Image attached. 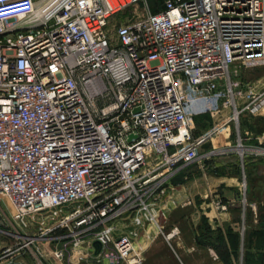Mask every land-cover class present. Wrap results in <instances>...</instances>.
<instances>
[{"label": "built area", "instance_id": "2783aa9c", "mask_svg": "<svg viewBox=\"0 0 264 264\" xmlns=\"http://www.w3.org/2000/svg\"><path fill=\"white\" fill-rule=\"evenodd\" d=\"M141 1L0 0V197L18 228L73 243L59 260L144 264L139 231L121 224L154 222L203 146L232 150L235 133L244 167L249 150L264 155V135L245 144L241 126L264 115L263 78L242 77L264 65V0H165L110 28ZM201 112L219 119L196 135Z\"/></svg>", "mask_w": 264, "mask_h": 264}, {"label": "rangeland", "instance_id": "374dc122", "mask_svg": "<svg viewBox=\"0 0 264 264\" xmlns=\"http://www.w3.org/2000/svg\"><path fill=\"white\" fill-rule=\"evenodd\" d=\"M163 2L164 0H143L134 3L111 18L110 28L114 29L119 22L144 16L150 11L158 10L162 7ZM242 75L245 80H257L259 78H263L264 80V65L245 69ZM241 126L244 138L243 142L245 144H256L254 137L264 135V115L245 113L241 115ZM233 131L236 132L234 128ZM231 139L230 143L233 149L228 150L219 147L222 149H218L216 154L219 157H224L225 160H232L233 157L235 160L239 157L242 160V148L238 147L237 135L234 133ZM232 151L235 152L232 153ZM250 151L245 156V167L242 162V167L237 168L235 171L231 169L232 173H237H231L232 175L230 176L237 177L235 180H237L238 189L233 190L231 186L229 192L232 203L229 205V214L226 216L227 220L224 223L226 231L229 234V245L223 248V253H219L225 260L224 264H240L241 259L244 264H264V155H257ZM197 164L202 166L203 162L199 160ZM196 165L193 166L194 168L188 169L187 172L178 173L173 178V181H190V171L196 173L193 177L202 175L205 180H209V172L206 177V174L203 173L204 169L202 167L197 168ZM197 171L201 172L198 173ZM185 175H188V177ZM229 181L232 182L231 179ZM235 193L238 196L236 195L233 198ZM206 198L193 201L192 207L195 203H199L201 206L204 205V207L200 208L201 213L198 212L196 215L191 216V221L202 220L204 222L203 228L208 231L209 196ZM233 199L235 200L233 201ZM188 205L190 204L188 203ZM192 207L190 206L188 210H191ZM168 217H170V221L174 224L183 223L187 219V212L184 210L175 211ZM26 231L28 232V230ZM26 231L20 229V227L18 228L17 224L14 223L11 205L7 199L0 197V252L3 254V250H5V253H7L3 260H0V263L8 260V264H63V260L55 257V248L64 247L67 244L70 246L73 244L72 242L67 243L65 238L55 242L39 239L38 242L35 241V238H38V236L28 238V235L25 236L24 234ZM12 239L16 240V243H13ZM37 246H39V250L36 248ZM17 247H21L20 249L23 252L22 256L18 258L14 255ZM8 248H12V250L8 251ZM24 250H27V252L24 253ZM29 253L31 258H25V254L29 255ZM79 254L80 251L75 252L72 264H81L78 260L80 259L78 258ZM99 264H102V262H99Z\"/></svg>", "mask_w": 264, "mask_h": 264}, {"label": "crops", "instance_id": "0c3cea01", "mask_svg": "<svg viewBox=\"0 0 264 264\" xmlns=\"http://www.w3.org/2000/svg\"><path fill=\"white\" fill-rule=\"evenodd\" d=\"M229 114L230 109H226L222 115L227 116ZM218 119L219 118L212 116L209 112L195 114V134L199 135L206 132L217 122ZM226 144L227 140L224 138L206 144L204 148L201 149L202 158L200 159V162H203V165H196L199 161L198 160L179 172H187L188 169H192L194 168L193 166L196 165L197 168L202 167V169H204L203 173L206 174V177L209 172V180H205L202 175L193 177L196 173L192 171H190V181L177 182L173 181V179L171 180L168 193L158 209L156 220L154 222H146L139 227L133 223L132 216L123 220L121 224L122 231L133 229L139 231L136 238L137 242L144 250V264H224L225 260L219 253H223V248H226L229 245V234L224 226L229 211L219 210L217 202L221 200L225 203H232L231 195L229 193L230 187L232 186L233 190H237L238 188L237 180H235L237 177L234 178L230 176L237 173H232L231 169L235 171L237 168L242 167V160L239 156L236 160L234 157L232 160H225L224 157H219L216 153L212 154L210 158L209 156L207 157L206 154L209 150L222 149ZM197 172L199 173L201 171ZM185 176L188 177V175ZM230 179L232 182L229 181ZM236 195L237 194L235 193L233 198ZM208 196L209 229L207 231L203 228L204 222L202 220L198 219V221L196 220L195 222L191 221V216L196 215L198 212L201 213L202 211H200V208L204 207V205L201 206L199 203H195L192 207L193 201L202 200V198L207 199L206 197ZM234 200L235 199H233V201ZM187 202L190 205H188ZM190 206L192 209L188 210ZM183 210L187 212V219L184 220L183 223H172L168 216L175 211ZM175 227L179 229V233L175 234L169 240L166 237V233L171 232ZM39 231L38 228H35L28 230V232L26 231L25 233L38 236V238H35V241L38 242L39 239H47L48 242L59 240L53 237L58 232H48L43 236ZM48 236L50 238H46ZM13 243H16V240H13ZM20 248L21 247H17L14 251V255H16L17 258L21 257L23 253ZM36 248L39 250V246ZM24 251V253L27 252V250ZM25 255L26 256L23 255L25 258H31L30 253L29 255ZM79 255L78 258H80ZM74 256L75 253L73 254L70 249L63 264H72ZM80 259L78 260L81 264H99V262H102V264H108L104 259L97 258L92 254ZM0 264H8V260Z\"/></svg>", "mask_w": 264, "mask_h": 264}, {"label": "water", "instance_id": "95a60500", "mask_svg": "<svg viewBox=\"0 0 264 264\" xmlns=\"http://www.w3.org/2000/svg\"><path fill=\"white\" fill-rule=\"evenodd\" d=\"M94 246H95V249H96V253H99L101 251V249H102L101 241L95 240L94 241Z\"/></svg>", "mask_w": 264, "mask_h": 264}, {"label": "trees", "instance_id": "16d2710c", "mask_svg": "<svg viewBox=\"0 0 264 264\" xmlns=\"http://www.w3.org/2000/svg\"><path fill=\"white\" fill-rule=\"evenodd\" d=\"M164 2H165V0H164ZM164 2L162 4V7H160L158 10H155L154 12H157V11L161 10L164 7Z\"/></svg>", "mask_w": 264, "mask_h": 264}, {"label": "bare ground", "instance_id": "6f19581e", "mask_svg": "<svg viewBox=\"0 0 264 264\" xmlns=\"http://www.w3.org/2000/svg\"><path fill=\"white\" fill-rule=\"evenodd\" d=\"M241 148V147H240Z\"/></svg>", "mask_w": 264, "mask_h": 264}]
</instances>
